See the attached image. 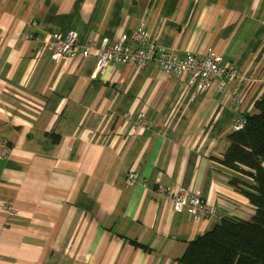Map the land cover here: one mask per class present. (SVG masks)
<instances>
[{
  "label": "crops",
  "instance_id": "obj_1",
  "mask_svg": "<svg viewBox=\"0 0 264 264\" xmlns=\"http://www.w3.org/2000/svg\"><path fill=\"white\" fill-rule=\"evenodd\" d=\"M142 23L157 45L215 52L237 77L198 92L154 64L94 72L84 46L131 41ZM70 28L74 54L53 58L45 38ZM233 88L241 112H254L264 0H0V264H184L189 240L223 217L249 219L254 209L230 180L254 179L218 159L237 112ZM176 184L199 190L208 213L157 195Z\"/></svg>",
  "mask_w": 264,
  "mask_h": 264
},
{
  "label": "built area",
  "instance_id": "obj_2",
  "mask_svg": "<svg viewBox=\"0 0 264 264\" xmlns=\"http://www.w3.org/2000/svg\"><path fill=\"white\" fill-rule=\"evenodd\" d=\"M78 33L75 29H68L64 33H52L48 35L44 43L52 51V57L58 58L61 55H73L77 46ZM122 34L113 42L108 43L102 40L98 47L92 43L84 46L82 52L86 56L88 51L94 49L96 61L95 71L103 69L109 62H119L125 64H136L142 68L149 64L158 66L165 74H181L187 79L188 84L194 86L198 92H204L209 88L213 78L218 79L216 89L222 91L226 83L235 79L238 75L237 69L233 65L225 64L221 61L219 54L209 52L200 56L192 51L179 55L174 49L164 48L157 45L156 38L150 36L145 24L130 36ZM132 43V44H131ZM230 97L235 110H237L231 122V129L238 130L245 124V117L241 112V96L236 88L230 89ZM139 119L143 120L144 113H140ZM4 147L0 157L6 153ZM135 173H130L129 177L134 178ZM156 193L160 197L169 199L173 209L177 211L188 210L196 216H205L208 213L207 206L199 190H188L176 184L174 186H159Z\"/></svg>",
  "mask_w": 264,
  "mask_h": 264
},
{
  "label": "trees",
  "instance_id": "obj_3",
  "mask_svg": "<svg viewBox=\"0 0 264 264\" xmlns=\"http://www.w3.org/2000/svg\"><path fill=\"white\" fill-rule=\"evenodd\" d=\"M254 109L243 114L241 129L229 133V144L218 158L254 179L253 184L236 177L230 180L248 198L254 213L249 219L223 217L212 229L189 240L179 257L184 264H264V95L254 102Z\"/></svg>",
  "mask_w": 264,
  "mask_h": 264
}]
</instances>
